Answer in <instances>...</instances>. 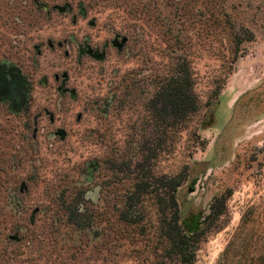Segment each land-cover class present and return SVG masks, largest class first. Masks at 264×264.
<instances>
[{
	"label": "rangeland",
	"instance_id": "obj_1",
	"mask_svg": "<svg viewBox=\"0 0 264 264\" xmlns=\"http://www.w3.org/2000/svg\"><path fill=\"white\" fill-rule=\"evenodd\" d=\"M224 9L244 28L235 45ZM177 54L197 108L150 155L144 101ZM3 64L20 85L7 99H23L0 94V264H181L150 191L177 172L180 216L204 227L191 264H264V0H0Z\"/></svg>",
	"mask_w": 264,
	"mask_h": 264
},
{
	"label": "trees",
	"instance_id": "obj_2",
	"mask_svg": "<svg viewBox=\"0 0 264 264\" xmlns=\"http://www.w3.org/2000/svg\"><path fill=\"white\" fill-rule=\"evenodd\" d=\"M221 23L225 26V32L229 37V40L233 41L235 45L237 42L236 33L240 30L244 31V28L236 27L234 18L231 17L230 12H227L226 9L222 11ZM252 37L253 35L250 32V34L244 37V39L248 40ZM238 51L239 49H237L236 46L230 48V58L227 56L228 62L231 63L234 61ZM227 57L224 58L227 59ZM190 61L191 59L185 54L172 56L170 71H167L166 74L157 81L153 92L147 97L146 101H144L145 107L148 109L154 120V127H157L160 131L156 137V141H154V151L151 152L150 155H154L155 149H160L165 143L166 130H171L172 133L178 129L187 114L193 112L197 108V97L192 90L193 78L190 69ZM225 74V72L223 75H221V72H217L211 75L209 80L210 87L208 90V101L217 100L218 91ZM140 142V139L135 140L134 146H137L139 150L143 151L144 149L147 151L149 148V145H147V138H145L143 142ZM129 147L132 148L133 146ZM129 147L124 148L121 154L132 155V149H129ZM129 157L130 158L128 159H124L125 157H123L121 164L130 161L132 158L131 156ZM147 157L148 155L145 153L143 156V163L140 168L137 167V170H139L137 176L141 178L143 177L144 179L151 178L153 175V172L149 167L142 169V165L147 164ZM184 175L185 173L181 172L170 175L159 173L157 177L159 180L158 185L150 191H152L155 196V204L157 211L159 212V226L163 231L166 241L169 242L171 249L176 252L177 258L181 264H191L194 249L200 239L199 236L203 232L204 227L200 225L199 213H190L184 217L180 216L175 192L182 182ZM194 182L195 177H190V179H188L186 184L188 190L193 189ZM138 185L139 183L133 184L135 188ZM142 185V188H144L146 183H143ZM145 190L149 191L148 189ZM132 204V201H127L128 207H132Z\"/></svg>",
	"mask_w": 264,
	"mask_h": 264
},
{
	"label": "flooded vegetation",
	"instance_id": "obj_3",
	"mask_svg": "<svg viewBox=\"0 0 264 264\" xmlns=\"http://www.w3.org/2000/svg\"><path fill=\"white\" fill-rule=\"evenodd\" d=\"M124 35L119 34L118 32L114 33L112 39H111V44L115 45L117 48H119L122 43L125 41H122V43L120 44V46H118V43L120 42V39L123 37ZM125 37V36H124ZM49 45L51 46V43L48 42ZM89 53H96L94 51H90V49H88ZM10 68L7 65H0V94L5 95V102L7 104L11 103H18L20 100H22V97H17L14 100L13 99H7V95L9 93V90L11 89V87H15L18 86L19 84L16 83L15 81V77L13 76L12 73H10ZM62 79H61V83L58 85V89L61 92H66L68 88H66L63 84H64V80L67 78V73L65 71H63L62 73ZM54 79L58 78L57 73H54L53 75ZM20 86V85H19ZM69 92L71 93V95L73 94V91L71 92V90L69 89Z\"/></svg>",
	"mask_w": 264,
	"mask_h": 264
},
{
	"label": "water",
	"instance_id": "obj_4",
	"mask_svg": "<svg viewBox=\"0 0 264 264\" xmlns=\"http://www.w3.org/2000/svg\"><path fill=\"white\" fill-rule=\"evenodd\" d=\"M124 36L120 39V42L118 43V46H120V44L122 43V41L124 40ZM71 90V92L73 91V89H70Z\"/></svg>",
	"mask_w": 264,
	"mask_h": 264
}]
</instances>
